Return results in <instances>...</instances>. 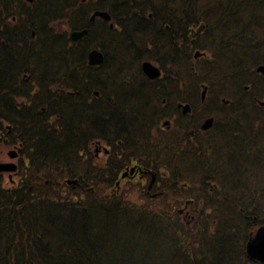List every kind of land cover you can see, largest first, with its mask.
Masks as SVG:
<instances>
[{
  "label": "trees",
  "instance_id": "trees-1",
  "mask_svg": "<svg viewBox=\"0 0 264 264\" xmlns=\"http://www.w3.org/2000/svg\"><path fill=\"white\" fill-rule=\"evenodd\" d=\"M178 1L193 3L189 7L196 25L205 22L210 30L216 27L225 34L234 33L231 28L237 26L243 33L256 29L263 37L256 46V61L264 64V0ZM19 3L0 0V146L21 147L16 177L0 175V264H257L246 259L244 245L249 233L264 225L256 214L264 208V187L248 188L250 194L240 190L243 201L235 203L240 211L234 223L210 231L200 216L194 230L172 212L126 207L125 202L109 199L97 189L105 175L89 168L78 176L80 150L110 130V115L118 106L109 97L119 88V73L113 77L101 73L105 67L89 66L92 33L75 43L52 27L60 19V7L68 11V5L56 0L48 13L23 16L14 7ZM62 18L74 29L88 25L74 10ZM214 20L220 22L213 24ZM195 83L196 88L200 83L213 86L199 73ZM94 89L103 97L92 104ZM110 90L114 94H108ZM114 117L120 119L121 114ZM6 125L12 127L10 132ZM112 128L117 136L113 124ZM202 163L206 165L197 160L192 167ZM252 165L264 167L259 159ZM187 172L179 173L178 179L197 182L190 184L193 191L210 187L212 176ZM226 176L223 169L222 184L227 186ZM67 178H79L82 190L65 185ZM227 200L232 212L233 201ZM201 201H195L196 207Z\"/></svg>",
  "mask_w": 264,
  "mask_h": 264
},
{
  "label": "flooded vegetation",
  "instance_id": "flooded-vegetation-1",
  "mask_svg": "<svg viewBox=\"0 0 264 264\" xmlns=\"http://www.w3.org/2000/svg\"><path fill=\"white\" fill-rule=\"evenodd\" d=\"M19 1L15 10L26 16L33 12L48 13L56 0ZM57 1L87 16V23L89 20L91 23L89 34H93L87 55L99 49L105 56L103 65L106 61L109 64L105 69L110 72L118 69L119 79H123L128 91L116 102L118 107L110 115L107 136L94 139L80 151L82 162L90 160L95 173H106L107 192L121 196L131 188L145 187L143 190L151 199L162 201L169 194L167 202L174 207L176 201L172 195L178 192L176 186L179 187L176 185L179 159L206 162L211 159L206 152H212L217 146L235 155L258 156L264 147L257 142L259 138L264 139V126L260 124L264 121V74L257 70L262 64L254 65L259 55L254 46L244 51L219 52L224 62L221 61L230 65L227 70L231 71H224L225 77L230 73L233 76L228 85H221L220 95L211 93L206 83H200L198 88L195 83L196 65L219 60L215 53L197 50L196 46L216 50L234 36L243 37L242 34L230 32L221 37L206 26L198 33L192 14L179 9L183 6L178 0ZM60 9L59 22L53 25L71 40L67 20L62 18L67 10L63 6ZM99 11L108 13L110 20L97 16L91 21L92 15ZM255 39L251 42L257 46ZM197 51L202 52L198 57ZM146 63L156 67L160 74L150 77L144 70ZM204 87L207 89L203 98ZM92 99L95 101L91 100L92 104L101 100L98 94ZM119 114L120 119H116L114 116ZM210 119L213 122L205 129ZM213 132L220 142L215 146L209 143L205 148L199 138ZM216 155L221 153L216 151Z\"/></svg>",
  "mask_w": 264,
  "mask_h": 264
},
{
  "label": "rangeland",
  "instance_id": "rangeland-1",
  "mask_svg": "<svg viewBox=\"0 0 264 264\" xmlns=\"http://www.w3.org/2000/svg\"><path fill=\"white\" fill-rule=\"evenodd\" d=\"M190 4L191 5H189L188 2L186 3L184 1H182V6H183V9L185 10V14H188V13L193 14L194 13L193 8L191 9L189 7V6H193V3L190 2ZM215 31H217L218 34L221 35V37H224V33L222 31H220V33H219L218 29ZM253 38L263 39V37L261 35L257 34L256 29H255L253 34H250V35L247 34V37H245V38L244 37L235 38V36L232 37V40L228 41V42L224 43L222 46H220L219 50H217V52L214 50L215 57L219 58V60L213 61L209 65H206L205 63H202V65H196V67H195L196 78H197L198 73L200 76L202 75V77H208L210 79L211 83L213 84L211 93L213 92L214 94L215 93L219 94L218 90L220 89L221 85L222 86L228 85L229 81L233 79L232 73L229 74L232 77H230V76L225 77L224 71H226L227 73L230 72L231 70L230 71L227 70V68L230 65L223 63L224 61L220 58L219 52L224 51V50L229 51L231 49H233L235 51H238V49H241L244 51L248 47H250V46L252 47L254 45L251 42V40ZM255 41L258 42V40H256V39H255ZM222 47H223V49H222ZM218 53H219V55H218ZM221 69H223V74L221 73ZM233 69H235L234 64H233ZM223 96H225V94L222 93V97ZM260 124L263 125V122ZM215 131H218L217 128ZM214 132L207 134V135H203L199 138V140L204 144L205 148L209 143L212 146L219 144L220 141L215 139ZM180 133H181V131L178 132V135ZM259 139L260 140L257 141L259 143V145L264 144V139H261V138H259ZM13 149L14 148H12L11 146H7V147L0 146V163L8 162V163L18 164L19 159L12 160L9 157V151H11ZM216 151H219L222 156L216 155ZM206 153H209L210 157H211L210 160L206 161L207 166H208V170L211 172H214L216 175V179L220 183H222L221 182V174H222L223 169L225 170L227 176L230 174V172H229L230 165H229L228 156H227V154H230V153L225 151L222 146H217L212 152L207 151ZM237 160L240 161L239 158ZM191 161L192 160L190 158H186V160H182V159L178 160L177 161L178 172L184 173V170L186 171L192 165L190 163ZM185 165H188V167H184ZM180 167H182L183 170H180ZM8 176H9V173L3 174V177H5V179H8ZM253 176H254V172H250V174L244 180H242L243 181L242 182V189L239 188L237 191H235L232 188V186H229L228 188H223V190L225 192L222 194L214 195L211 197L207 196L204 200V207L197 206V207L193 208V213L196 210L198 212L195 215L194 220H192V218H190V216L188 218H184V216H181L182 222L187 224L190 221V224H192V226H190V229L195 230L194 227L197 224L196 217L200 216L203 218V221H205V223L208 225L210 231H215L216 228L221 224H224L227 222L234 223V216H236L235 214L240 211V209L237 208L235 203L240 202V205H241L242 201H243V200H241V198L243 196L239 193V191L241 190L242 191L241 193L245 194V191H247L249 193L250 188L257 190V189H262L264 187V175L260 176V177H255V176L253 177ZM143 188H145V187H139L137 190L131 188L127 193H124L121 197H119L120 199H118V200L125 202L126 207H129L131 205V206H134V207L139 208V209H149V210H154V211H165L167 213L172 212L174 214L178 213L179 209H185L184 214L189 212L187 208H184L186 201L189 199L187 197V195H185L184 191H179V192L172 195L175 198L176 202L174 204V207H170L168 202H167V200L170 199L169 194H167L162 201L155 200V199H151L146 194V192L143 190ZM201 196L202 195H200L198 198H200ZM227 198H230V200L233 201L232 205L234 207V210L232 212H229V210H227V214L224 215V211L226 209H228ZM168 201H170V200H168ZM208 204H209V208H208ZM259 208H261V209H260V211L256 210V214L259 215V217L262 221H264V208L263 207H259ZM249 211L250 210H248V212ZM253 216L254 215H252L251 216L252 218H249V220H252ZM236 218H237V216H236ZM246 219H248V218H246ZM154 254H157V252L154 251ZM161 260H163V257L161 258ZM158 261H159V263L161 262L159 258H158ZM154 263H155V261H154Z\"/></svg>",
  "mask_w": 264,
  "mask_h": 264
},
{
  "label": "water",
  "instance_id": "water-1",
  "mask_svg": "<svg viewBox=\"0 0 264 264\" xmlns=\"http://www.w3.org/2000/svg\"><path fill=\"white\" fill-rule=\"evenodd\" d=\"M32 2L33 0H28ZM96 16H101L106 20L110 19V16L108 13L105 12H97L95 15L92 17V20L95 19ZM87 34V30L80 31V32H73L71 35V38L74 41H77L81 39L83 36ZM201 55L200 52L196 53V57ZM89 59H90V64L91 65H100L102 64L104 60V55L99 51V50H93L89 54ZM144 70L145 72L152 78L157 77L159 75V71L156 67L153 65L146 63L144 65ZM259 71H262L264 73V66L259 67ZM207 87H204V92L202 93L203 98L205 97V92H206ZM213 122V119H210L207 121L205 125V129L211 126ZM10 157L11 158H16L17 157V152L12 151L10 152ZM17 170V165L14 163H0V174L1 173H13ZM67 183L69 185H76L78 183V180H68ZM246 254L249 259L253 261L260 262L261 264H264V227L259 228L255 234H253L250 237V240L246 246Z\"/></svg>",
  "mask_w": 264,
  "mask_h": 264
},
{
  "label": "bare ground",
  "instance_id": "bare-ground-1",
  "mask_svg": "<svg viewBox=\"0 0 264 264\" xmlns=\"http://www.w3.org/2000/svg\"><path fill=\"white\" fill-rule=\"evenodd\" d=\"M87 60H88V64H89V66H92V67H94V66H98V67H100V66H102V65L104 64V62H105V60H103L102 64H100V65H91V64H90L89 55H87Z\"/></svg>",
  "mask_w": 264,
  "mask_h": 264
}]
</instances>
